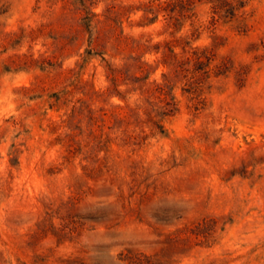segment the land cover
I'll return each mask as SVG.
<instances>
[{
    "label": "rangeland",
    "instance_id": "rangeland-1",
    "mask_svg": "<svg viewBox=\"0 0 264 264\" xmlns=\"http://www.w3.org/2000/svg\"><path fill=\"white\" fill-rule=\"evenodd\" d=\"M0 264H264V0H0Z\"/></svg>",
    "mask_w": 264,
    "mask_h": 264
}]
</instances>
